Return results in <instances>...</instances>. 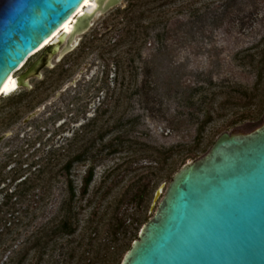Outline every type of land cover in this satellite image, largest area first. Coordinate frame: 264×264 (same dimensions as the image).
I'll return each mask as SVG.
<instances>
[{
  "label": "rangeland",
  "instance_id": "1",
  "mask_svg": "<svg viewBox=\"0 0 264 264\" xmlns=\"http://www.w3.org/2000/svg\"><path fill=\"white\" fill-rule=\"evenodd\" d=\"M134 1L122 0L94 19L71 52L30 80L31 89L0 96V198L15 177L33 176L48 158L77 149V143L70 149L71 138L83 134L94 114V130L119 122L118 130L134 141L133 148L102 152L96 161L88 193L74 202L77 230L61 240L74 247L67 264H120L180 166L201 156L221 132L247 131L264 120V63L249 64L244 56L264 44V0H172L135 46ZM128 2L133 7L125 11ZM117 56L123 75L115 74ZM86 164L71 169L77 191ZM64 182L59 176L36 209L31 201L17 206L32 204L6 236L0 264L57 212ZM65 251L56 247L51 262L65 264Z\"/></svg>",
  "mask_w": 264,
  "mask_h": 264
},
{
  "label": "water",
  "instance_id": "2",
  "mask_svg": "<svg viewBox=\"0 0 264 264\" xmlns=\"http://www.w3.org/2000/svg\"><path fill=\"white\" fill-rule=\"evenodd\" d=\"M82 2L0 0V87L14 73L18 88L30 89V79H40L52 59L71 52L94 19L122 0H93L91 10L76 14ZM72 16L69 32L60 30ZM120 264H264V120L247 131L221 132L180 166Z\"/></svg>",
  "mask_w": 264,
  "mask_h": 264
},
{
  "label": "trees",
  "instance_id": "3",
  "mask_svg": "<svg viewBox=\"0 0 264 264\" xmlns=\"http://www.w3.org/2000/svg\"><path fill=\"white\" fill-rule=\"evenodd\" d=\"M172 0H135L134 1V46L138 42L145 39L148 27H154L157 24L159 17L163 13L160 9L166 3ZM173 2V1H172ZM153 4V5H152ZM133 4H128L123 8L129 11ZM181 8V4H179ZM153 14V15H152ZM158 18V19H157ZM147 19L146 24L142 21ZM133 32L128 30L127 33ZM90 40L82 41L78 46V50L82 52L84 48L89 45ZM119 44V42L117 43ZM131 46V45H129ZM258 50L244 55L248 57L249 64L256 62L264 63V44H258ZM138 53V48L136 51ZM133 58H129V68H132ZM115 74L119 75L124 73L125 68L123 61L119 56L115 59ZM132 73V70H130ZM105 110H102L104 113ZM97 117L83 125L84 132L79 136H72L71 146L75 143L78 144L77 149L67 153L63 157H50L43 166H40L33 176L20 174L12 180L11 186L2 191L0 198V250H6L7 235L11 236L19 225L23 223V215H27L29 207L21 209L17 208L26 201L33 202L32 209H36L41 202L49 194L50 187L59 176L64 177L65 197L61 200L57 212L49 218L46 222L41 224L30 236L23 242V244L14 250L4 264H58L51 262L52 251L56 247L60 250L65 249L63 252L66 255L65 264L73 257L74 247L67 248L69 241L61 242L64 238H71L78 227L77 210L75 209L74 202L77 198H83L88 193L89 184L94 175L95 163L100 157L101 153L111 155L117 153L125 148H133V140L125 138L122 130V124L115 122L113 126L98 127L96 126ZM202 126V125H201ZM113 129H117L111 139L104 142V138ZM93 131V133H92ZM87 133L88 136H87ZM86 134V135H85ZM82 138V139H81ZM76 145V144H75ZM192 151V150H191ZM190 151V152H191ZM53 156V155H52ZM75 162H85L86 168L81 176V183L78 191L75 188L72 179L71 169ZM39 192L34 193L35 190ZM21 212V213H20ZM129 249V248H128ZM127 249V250H128Z\"/></svg>",
  "mask_w": 264,
  "mask_h": 264
},
{
  "label": "bare ground",
  "instance_id": "4",
  "mask_svg": "<svg viewBox=\"0 0 264 264\" xmlns=\"http://www.w3.org/2000/svg\"><path fill=\"white\" fill-rule=\"evenodd\" d=\"M94 6L93 0H83V2L81 3V5L78 8V11L76 14H80L82 13V11L84 10V8H87V10H91ZM75 16V15H74ZM74 16L70 17L67 21H65L60 30H65L66 32H69L70 27H71V22L72 19L74 18ZM60 30L56 31L55 33H53L52 35H50L48 38H46L38 47V49L34 52L31 53V55L24 61V63H22L19 66V69L23 67V65L26 63V61L35 53H37L39 50H41L45 45H47L50 41H54L55 36L60 32ZM18 89V86L15 82V75L10 74L2 83L1 87H0V96L1 95H9L11 93H13L14 91H16Z\"/></svg>",
  "mask_w": 264,
  "mask_h": 264
},
{
  "label": "flooded vegetation",
  "instance_id": "5",
  "mask_svg": "<svg viewBox=\"0 0 264 264\" xmlns=\"http://www.w3.org/2000/svg\"><path fill=\"white\" fill-rule=\"evenodd\" d=\"M36 57H37V56H36ZM36 57H35V58H36ZM35 58H34V59H35ZM34 59H33V60H34ZM31 62H32V60H31L29 63H27V65H26L24 68H26ZM24 68H23L22 70H24ZM22 70H21V71H22ZM42 70H43V69H42ZM21 71H19V72H21ZM19 72H18V73H19ZM18 73H17V74H18ZM32 79H33V78H32ZM35 79H36V78H35ZM30 80H31V79H30ZM31 88H32V87H31ZM31 88H30V89H31ZM97 116H98V114H94V116H93L92 118H90V119H87L86 122L91 121L92 119H94V118L97 117ZM86 122H85V123H86ZM73 133H74V132H73ZM73 136H74V134H73Z\"/></svg>",
  "mask_w": 264,
  "mask_h": 264
}]
</instances>
